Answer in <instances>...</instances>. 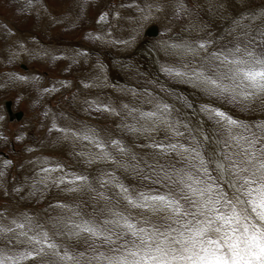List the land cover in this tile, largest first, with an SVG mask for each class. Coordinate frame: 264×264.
I'll return each mask as SVG.
<instances>
[{
  "label": "rangeland",
  "instance_id": "374dc122",
  "mask_svg": "<svg viewBox=\"0 0 264 264\" xmlns=\"http://www.w3.org/2000/svg\"><path fill=\"white\" fill-rule=\"evenodd\" d=\"M205 1L206 7L203 8L198 4L199 0H174L170 7L167 6L169 1L164 0L157 1L156 4L152 0H77V4L73 0H45V4H48V15H38V12L27 9L21 0H0V20L9 22L8 24L0 21V75H3L1 79H4L0 84V117L3 114L0 125V225L9 226L3 222L5 220L22 221L29 217L34 223L42 225L61 249L85 253L87 257L95 255L93 248L107 252L108 246L101 247L99 240L86 242L63 234L57 235L60 231L59 222L68 217L69 208L78 211L84 219L95 217L101 220L103 216L99 210L106 204L109 207H117L134 219L141 217L139 209L134 210L126 205L118 187L115 190L109 185L102 188L101 180L111 179L114 175L116 180L131 192L166 191L163 184L154 182L157 180L156 173L159 172V166L167 167L177 158L161 153L154 144L187 143L195 136L200 141L202 150L210 153L211 146L217 145H214L205 133L203 136L198 134L193 123L198 115L204 124L214 131L216 140L222 138V129L219 124L217 126V118L212 115L213 110H219L218 106L228 110L227 112L220 109L222 112L228 115L231 112L235 115L232 116L234 119L246 124L264 123V110H260L262 105L264 106V98L258 96L248 102L231 95L212 94L207 87L205 90L208 91L204 90V95L196 96L187 85H182L179 76L167 71L173 69L183 72L194 69L191 60L179 63L173 58H164L160 54L164 55L166 51L161 50L159 53L157 47L160 40L171 47L186 42L190 18L199 19L202 23L207 20L206 14L209 11L211 13L213 8H218L215 10L220 13L218 2ZM160 2H163L164 6ZM246 3L248 10L244 16L241 17L243 10L239 12L241 20L247 18L245 22L248 23L251 13L258 15L260 19L253 20L250 28L253 33L264 31V0H247ZM34 6L35 10L42 8L40 2ZM206 8L209 11H206ZM146 13H150L148 20H145ZM156 15L158 18L154 19ZM101 17L104 23L107 22V30L114 29L118 23L123 24L120 30L122 42L125 41L123 48L114 43L95 41L93 34L99 31L97 22L99 21V26L104 27ZM4 26L10 27L17 37H7L4 32L8 31ZM147 26H156L159 36L144 37L143 31ZM220 28L222 27L219 25ZM201 34V43H208L212 49L218 51H221L223 46L230 47L241 42L240 38L243 39V31L231 38L219 39L218 42L214 37H204V34ZM126 42H130L128 46ZM30 48H33V51H27ZM70 49L74 54L67 56ZM76 49L81 50V56L79 53L75 54ZM148 49L154 50L153 59L146 58ZM169 57H172L171 54ZM155 65L157 72L154 71ZM103 69L104 74L100 73ZM5 71L16 72L23 80H10L3 74ZM99 79L104 82L98 81L102 85L96 91L97 88L90 83L91 80ZM87 93L92 96L85 97L84 108H80L83 97L77 101L80 105L75 99ZM92 97H96L97 104ZM201 99L211 100L203 102ZM3 101L10 102L13 112L21 113V119L17 121L15 116H11L13 119L9 122ZM145 102L147 103L144 104ZM157 102L168 105L170 119L177 115L179 124L173 120L176 127L184 133L182 137L174 136L163 126L150 130V133H145L138 125L135 126L139 118L132 113L131 106L140 103L143 106L136 107H144V112H151L157 106L162 107V104ZM181 110L185 111V114ZM183 124H186V127ZM132 125L140 129L133 131ZM73 132L76 133L75 136L72 135ZM86 133L104 142L107 145L106 151L111 153L114 159L108 162L96 159L99 149L90 140L82 138ZM114 140L119 141L127 150V155H122L118 148L111 144ZM90 151L92 155L89 156L87 154ZM132 155H135V160L131 159ZM121 164H129L132 167L125 168ZM137 164L139 167H135ZM150 165L152 167H149ZM43 168L57 170L45 172ZM154 168L156 172L153 171ZM78 175L87 176L88 183L95 191L86 186L75 192L68 191L67 189L76 185L58 183L61 177L68 181ZM98 192L111 197L110 202L99 198ZM53 225H57V228H53ZM26 247L11 234H0V255H16L26 250ZM42 263L62 264L58 257L51 254L22 262ZM82 264L86 262L82 261ZM93 264L96 262L93 261Z\"/></svg>",
  "mask_w": 264,
  "mask_h": 264
},
{
  "label": "snow or ice",
  "instance_id": "6c2138e0",
  "mask_svg": "<svg viewBox=\"0 0 264 264\" xmlns=\"http://www.w3.org/2000/svg\"><path fill=\"white\" fill-rule=\"evenodd\" d=\"M236 23L243 31L242 41L223 51L208 52L206 62L198 70L193 69L192 78L212 94L245 101L264 98V31L249 32L240 21ZM173 47L196 53L192 46ZM198 47L207 51L203 43ZM167 71L176 76L187 75L173 69ZM168 115V105L141 113L142 119L151 122V128L142 130L163 126L174 136L182 137L184 133L168 120ZM212 115L223 136L216 140L217 147L210 153L202 150L195 136L187 143L153 145L161 153L177 158L167 167L159 166L156 173L154 182L163 184L166 191L131 192L114 175L100 181L102 188L114 183L126 205L141 211L139 219L107 204L99 210L101 220L84 219L78 211L68 209L71 215L59 222L57 235L86 242L99 240L101 247L108 246L107 252L93 248L95 255L87 257L85 253L61 249L42 225L25 217L22 221L13 220L10 226L0 225V234H11L27 246L16 255H0V264H22L49 254L58 257L62 264H264V123L246 124L219 110H213ZM82 138L99 149L96 159H114L104 142L87 134ZM111 144L122 155L128 154L119 141ZM131 159L135 160V155ZM58 183L76 185L68 191L84 186L95 191L83 175L68 181L61 177ZM97 196L111 200L103 192Z\"/></svg>",
  "mask_w": 264,
  "mask_h": 264
},
{
  "label": "bare ground",
  "instance_id": "6f19581e",
  "mask_svg": "<svg viewBox=\"0 0 264 264\" xmlns=\"http://www.w3.org/2000/svg\"><path fill=\"white\" fill-rule=\"evenodd\" d=\"M155 4L157 3V1H160V0H152ZM164 1H169L168 3H167V6H169L170 7V5L171 4H173L174 3V0H164ZM181 2V0H176V2ZM196 1H198V0H196ZM200 1V3H198L199 5L201 4V6H203V8L204 7H206V1L205 0H199ZM208 1V0H207ZM247 1V0H246ZM246 1L245 0H214V3L215 2H218V5H219V11H220V13H218L217 12V10H215V9H218V8H213V11H211V13H209L210 11L206 8L205 10L206 11H209L207 14H206V18H207V20H204L205 22H202V23H204V24H202V23H200V21H199V19L197 20V19H194V18H190V20L189 21H191V23L190 24H188V25H190L189 26V31L187 32V40H186V42H184V43H179V44H175V45H181V46H192L193 48H195L196 49V53L195 54H193V53H188V52H184V51H182L181 49H177V48H174V47H171V45L170 44H167L166 42L165 43H163V42H161V40L159 41V44H158V51H159V53L161 52V50H163V52H165L164 53V55H161L160 54V56H162V57H164V58H167V59H171V58H173V59H175V60H177L179 63H184L186 60H191V62H192V64L194 63V69H199L200 68V66H201V64L202 63H205L206 62V57H207V53L208 52H215L217 49H212L211 47H210V45L208 44V43H203V44H205L206 45V47H207V51H205V50H201V49H199V44H201V42L203 41L201 38H200V34L201 33H203L204 34V37H209V38H211V37H214L216 40H217V42L218 41H220L219 39H225V38H228V37H230L231 38V36H233L234 34H237V33H241L242 32V30H241V28L240 27H238L237 26V21H240V24L244 27V30H246V31H249V32H254V31H252V29L250 28L251 27V25H252V23H254L253 22V20H256L257 18H258V15H253L252 13H251V15L248 17V18H250V22H248V23H246L245 21H247V18H243V20H241V17H243L244 16V14L247 12V10H248V8H246ZM37 2H39V1H31V5H36V3ZM35 3V4H34ZM160 3H162L163 4V2H160ZM160 3H158V8L160 7L159 6V4ZM209 4V3H208ZM210 4H212V3H210ZM236 5H238V7L236 6ZM162 6V5H161ZM163 6H164V4H163ZM212 6V5H211ZM215 6V5H214ZM35 8V7H34ZM138 8H140V7H138ZM162 8V7H161ZM160 8V10H162ZM237 9H239V11H237ZM141 10V9H140ZM154 11L156 10V7L154 6V9H153ZM241 10H243V12L241 13L242 15H241V17H240V13L239 12H241ZM38 11V10H37ZM158 11V10H157ZM214 11H216L215 13H213ZM46 13H48L47 11H45ZM159 12H161V11H159ZM159 12H157V13H159ZM254 12V11H253ZM38 13H39V15H40V11H38ZM45 13V14H46ZM255 13V12H254ZM198 15V14H197ZM148 16H150V13H146V19L144 18L145 17V15H143L142 17L145 19V20H148L149 18H148ZM40 17V16H39ZM117 17V16H116ZM193 17V16H192ZM246 17V16H245ZM46 18V17H45ZM158 18V16L156 15L155 17H154V19H157ZM162 18H163V16H162ZM258 19H260V18H258ZM257 19V20H258ZM40 22V21H39ZM4 23V22H3ZM149 23V22H148ZM41 24V23H40ZM146 25V24H145ZM219 25H220V27H222V28H220L219 29ZM186 27H188V26H186ZM253 28V27H252ZM254 28H256V26H254ZM9 30V33L10 34H12V36H14L15 38L17 37V35L15 34V32L12 30V29H8ZM141 30V29H140ZM143 30V29H142ZM188 30V29H187ZM129 31V30H128ZM130 32H131V30H130ZM129 33V32H128ZM127 34V33H126ZM139 34H140V32H139ZM133 35V34H132ZM128 36V35H127ZM131 36V35H130ZM129 36V37H130ZM196 36V37H195ZM201 36L203 37V35L201 34ZM243 36V35H242ZM11 37V36H10ZM13 37V38H14ZM194 37V38H193ZM238 37V36H237ZM132 38V37H131ZM133 38H135V37H133ZM198 38V39H197ZM240 38V37H239ZM213 39V38H212ZM241 39V41H242V38H240ZM136 40H137V38H136ZM158 40V39H157ZM129 41H130V39H129ZM230 41V40H229ZM233 41H234V39H233ZM125 42V41H124ZM124 42H123V44H124ZM161 42V43H160ZM237 42H238V40H237ZM128 43H130V42H128ZM128 43L126 42V44H127V46H128ZM113 44V43H112ZM111 44V45H112ZM235 45V43L233 44V45H230V47H233ZM125 46V45H124ZM156 46V45H155ZM7 47V44H6V46H5V48ZM106 47V46H105ZM117 47H118V45H117ZM154 47V46H153ZM214 47V46H213ZM216 47V46H215ZM230 47H228V46H223L222 47V49H221V51H223V50H225V49H227V48H230ZM74 48V47H73ZM123 48V47H122ZM27 49V48H26ZM46 49V48H45ZM120 49V48H119ZM152 49V48H151ZM154 49H156V48H154ZM75 50V49H74ZM126 50V49H125ZM8 51V50H7ZM27 51H29V52H31V51H33V48H30V49H28ZM45 51V50H44ZM154 51V50H153ZM152 50H150V49H148L147 51H146V53H145V56H146V58H154V55H153V52ZM167 51H169L170 52V54H171V56L172 57H169L170 56V54H168L167 55V53H169V52H167ZM218 51V50H217ZM53 51H51V53H52ZM74 51H72V50H69V52L67 53V56H71L72 55V53H73ZM34 53V52H33ZM48 53V52H47ZM88 53V52H87ZM65 54V53H64ZM74 54V53H73ZM86 54V53H85ZM157 54V53H156ZM76 56V55H75ZM86 56V55H85ZM77 57H79V56H77ZM155 59H156V57H155ZM154 61V60H153ZM69 65V64H68ZM121 67V66H120ZM155 67H156V69L154 70L155 72H157L158 71V68H157V65H155ZM105 69H103V71H101L100 73H102V74H104V71ZM92 71V70H91ZM192 71L193 70H191V71H183V72H186L187 73V75H184V76H179L178 77V79L183 83L182 85H187L188 86V88L190 89V91L192 92V93H194L196 96L197 95H204L203 93H204V90L205 89H207L206 88V86L205 85H202V84H200V83H198V82H196L195 81V79L194 78H192ZM160 75V74H159ZM103 77V76H102ZM160 78V77H159ZM101 79V78H100ZM97 80V81H92L91 80V83L90 84H92L93 86H94V88H97L96 89V91L99 89V87H100V85H102L101 83L99 84V82L98 81H101V80H103V79H101V80ZM28 81V80H27ZM42 81V80H41ZM59 81V80H58ZM86 81V80H85ZM102 82V81H101ZM104 82V81H103ZM102 82V83H103ZM97 83H98V85H97ZM63 85H65V84H63ZM123 86V85H122ZM58 87V86H57ZM60 87V86H59ZM105 87V86H104ZM62 88V87H61ZM187 88V89H188ZM56 90V89H55ZM84 90V89H83ZM52 91V90H51ZM54 91V90H53ZM81 91V90H80ZM79 91V92H80ZM116 91V90H115ZM205 91H208V90H205ZM113 92V91H112ZM111 93V92H110ZM206 93V92H205ZM84 94V93H83ZM87 96H92L91 94H85V95H83V96H79L78 98H76L75 100H76V103H78L77 101L79 100L80 101V97H83V101H82V104H81V106H80V108L82 107V108H84V99H85V97H87ZM123 96V98L125 99V96L124 95H122ZM104 97V96H103ZM200 97V96H199ZM206 97V96H205ZM97 98H101V97H97ZM201 98V97H200ZM208 98V97H207ZM92 99H93V101L96 103L97 102V99H96V97H92ZM104 99H105V97H104ZM139 99V98H138ZM263 99V98H262ZM103 100V99H102ZM153 100V99H152ZM209 100V99H208ZM208 100H202L201 99V101H203V102H206V101H208ZM211 100V99H210ZM209 100V101H210ZM251 100H253V99H251ZM255 100V99H254ZM261 100V99H260ZM87 101V100H86ZM85 101V102H86ZM107 100H105V102H106ZM110 101V100H109ZM248 102H249V100H248ZM251 102V101H250ZM131 103V102H130ZM147 102H145L144 104H146ZM79 105H80V103H78ZM97 104V103H96ZM157 104H162V106H163V103L162 102H157ZM202 104V103H201ZM208 104V103H207ZM99 105V104H98ZM122 105V104H121ZM130 105V104H129ZM139 105H142V104H140V103H136L134 106H131L132 107V113L135 115V117H138L139 119H137V121H136V125L135 126H139L140 128H144V127H149V128H151V122L150 121H145L144 119H142L141 118V113H143L144 111H143V108L144 107H136V106H139ZM152 105H154V103L152 102ZM211 105V104H210ZM103 106V105H102ZM109 106V105H108ZM143 106V105H142ZM76 107L80 110V108L78 107V105H76ZM107 107V106H106ZM130 107V106H129ZM154 107V106H153ZM111 108V107H110ZM148 108V107H147ZM157 107H155L154 109H152V111H154L155 109H156ZM216 108V107H215ZM262 109L264 110V106L262 105V107L260 108V110L262 111ZM85 110V109H84ZM219 111H221L220 109H219ZM124 112V111H123ZM181 112H183V114H185V111H183V110H181ZM199 112V111H198ZM174 114H175V112H173ZM200 113V112H199ZM169 114H170V112H169ZM211 114V113H210ZM192 115V114H191ZM194 115V114H193ZM202 114H200V116H201ZM177 116V115H176ZM176 116H175V118H173L174 120H175V122H177L178 124H179V122L176 120L177 118H176ZM173 119H170L169 118V115H168V120L170 121V122H172L173 124H174V120ZM185 119V118H184ZM207 119V118H206ZM213 118H211V120H212ZM181 120H183V119H181ZM193 120V119H192ZM214 120V119H213ZM216 120V119H215ZM217 122V121H216ZM192 123V122H191ZM190 124V123H189ZM206 124V123H205ZM204 124V122L202 121V119L200 118V117H198V115H197V118L195 119V122L193 123V125H194V129H195V131L198 133V134H200L201 136H203L204 134L203 133H205L206 135H207V137L208 138H210V140H212V142H213V144L214 145H216V142H214L213 141V138H217V136H215V134H214V131L213 130H211V129H209L206 125ZM209 124V123H208ZM192 125V124H191ZM133 126V125H132ZM183 126H185L186 127V124H183ZM190 126V125H189ZM215 126H216V124H215ZM217 126H218V123H217ZM134 127V126H133ZM161 127V126H160ZM190 127H192V126H190ZM212 127V126H211ZM139 128V129H140ZM214 128V127H213ZM154 129H157V128H154ZM153 130V129H152ZM160 130V129H159ZM145 133H150L149 131H145ZM86 134H88V133H86ZM152 135V134H151ZM82 136V135H81ZM150 136V135H149ZM222 136V135H221ZM143 137V136H142ZM144 137H146V135H144ZM213 137V138H212ZM147 138H148V136H147ZM151 138V137H150ZM75 143V142H74ZM211 144V143H210ZM86 145V144H85ZM212 145V144H211ZM212 147V149H213V147L215 148V146H211ZM217 147V146H216ZM66 148V147H65ZM64 148V149H65ZM88 148V146L86 147V149ZM92 150V149H91ZM128 151H130L129 149H128ZM79 154V153H78ZM77 154V155H78ZM87 155H92V152L90 151V152H88V154ZM95 157V156H94ZM33 158V157H32ZM38 158V157H37ZM76 158H77V156H76ZM81 160V159H80ZM106 162H108L110 159H104ZM32 162V161H31ZM95 163V162H94ZM28 164V163H27ZM36 164L38 165V162H37V160H36ZM41 164V163H40ZM39 164V165H40ZM27 166V165H26ZM39 167V166H38ZM44 169H47V168H43L42 170H44ZM40 170V169H39ZM129 173V172H128ZM42 177H43V175H42ZM34 178L36 179V176H34ZM49 178V177H48ZM42 179V178H41ZM106 179V178H105ZM37 180V179H36ZM43 180V179H42ZM41 180V181H42ZM2 181V180H1ZM5 181V180H4ZM37 185H39V184H37ZM5 186V185H4ZM42 186V185H41ZM109 186L110 187H112L114 190H115V188H117L114 184H109ZM28 192H30V191H28ZM118 192V191H117ZM76 195V194H75ZM74 196V195H73ZM119 198V197H118ZM135 210V209H134ZM137 210V209H136ZM139 212V211H138ZM67 214V213H66ZM69 214L71 215V212L70 213H68V215L67 216H69ZM144 215V214H143ZM58 216V215H57ZM59 217V216H58ZM2 220V219H1ZM0 220V221H1ZM14 220V219H13ZM13 220H5V221H3V222H5L6 223V225H11V222L13 221ZM2 222V221H1ZM3 226V225H2ZM42 264H44V263H42Z\"/></svg>",
  "mask_w": 264,
  "mask_h": 264
},
{
  "label": "water",
  "instance_id": "95a60500",
  "mask_svg": "<svg viewBox=\"0 0 264 264\" xmlns=\"http://www.w3.org/2000/svg\"><path fill=\"white\" fill-rule=\"evenodd\" d=\"M146 35H148V36H156L157 35V30H156V28H150L149 30H147V32H146ZM10 104H7V107L9 106ZM8 112H10L9 111V107H8ZM21 117V113H18L17 115H16V118L17 119H19Z\"/></svg>",
  "mask_w": 264,
  "mask_h": 264
}]
</instances>
